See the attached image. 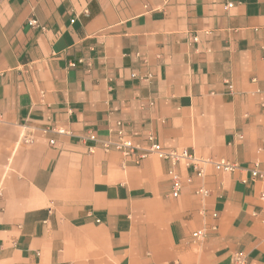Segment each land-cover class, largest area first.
<instances>
[{
  "label": "crops",
  "instance_id": "crops-1",
  "mask_svg": "<svg viewBox=\"0 0 264 264\" xmlns=\"http://www.w3.org/2000/svg\"><path fill=\"white\" fill-rule=\"evenodd\" d=\"M118 122L239 169L199 178L86 140ZM255 165L264 0H0V264H264Z\"/></svg>",
  "mask_w": 264,
  "mask_h": 264
},
{
  "label": "built area",
  "instance_id": "built-area-1",
  "mask_svg": "<svg viewBox=\"0 0 264 264\" xmlns=\"http://www.w3.org/2000/svg\"><path fill=\"white\" fill-rule=\"evenodd\" d=\"M231 7V5H228ZM31 24H36L34 21ZM135 75H133L134 77ZM51 131H54V129ZM59 134H65L64 131H57ZM112 133L115 135L113 140H106L99 142L98 137L95 134H90L86 140L94 143H99L100 148L105 151H117L124 155L125 158L135 157L133 163L139 165L144 159L149 155H155L158 159L164 162H169L173 165H180L187 169H192L196 177L204 176V169L207 165H212L216 171L233 173L239 169V166L236 163L230 162L226 159H221L218 161H212L208 159H199L188 149H177V150H165L160 143L157 142L153 135H149L146 138L145 143L146 147H142L141 144L133 141L130 137L125 135L124 125L122 122H118ZM29 142V140H27ZM54 141H51L50 144H53ZM95 147H90L89 152L93 153ZM251 176L254 179H264V172L259 169L258 165H255L254 168L250 170ZM191 179H189L190 181ZM173 191L172 196L177 198L182 189V181L179 175H175L172 179ZM201 193L204 195L207 194L206 191L201 190ZM264 200V195H263ZM213 218H217V215L214 214ZM217 227H213L212 230H216ZM206 238V232L204 230L196 231L192 234L191 240L193 243H201ZM234 264H247L246 257L242 253H236L234 256Z\"/></svg>",
  "mask_w": 264,
  "mask_h": 264
}]
</instances>
